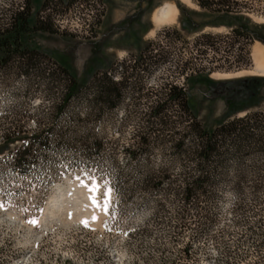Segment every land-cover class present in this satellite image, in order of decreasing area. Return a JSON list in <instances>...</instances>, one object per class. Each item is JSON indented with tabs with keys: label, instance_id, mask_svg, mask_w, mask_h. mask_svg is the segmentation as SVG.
<instances>
[{
	"label": "rangeland",
	"instance_id": "374dc122",
	"mask_svg": "<svg viewBox=\"0 0 264 264\" xmlns=\"http://www.w3.org/2000/svg\"><path fill=\"white\" fill-rule=\"evenodd\" d=\"M88 1L0 0V28L15 13L28 12L31 23L39 19L46 28L28 32L26 43L55 54L82 80L97 66L114 63V79L125 81L120 105L102 116L97 110L83 125L71 116L88 109L85 97L58 113L65 90L62 76L53 74V58L36 60L50 68L49 79L23 75L17 60L0 66V144L11 139L0 153V264H264V158L247 160L244 175L229 163L215 174L214 196L185 204V195L171 189L196 173L194 161L173 151L189 130L181 102H164L168 127L151 125L171 85L188 88L208 127L230 113L264 108V75L245 71L255 67L253 44H264V0H229L245 12L242 21L198 0H96L95 26L69 29L68 21L82 16ZM166 2L180 12L174 22L157 26L153 14ZM229 23L243 24L256 37L238 39ZM205 32L222 37L213 45L198 43ZM145 45V61L135 63ZM241 79L253 85L236 104L214 93L218 81ZM88 132L102 142L98 153L86 154L77 143ZM39 135L48 141L41 143ZM130 147L144 149L134 156ZM93 170L114 189L108 215L94 206L96 192L82 186L83 172ZM161 170L169 176L156 189L157 180L145 181V175ZM239 177L263 186L234 191Z\"/></svg>",
	"mask_w": 264,
	"mask_h": 264
},
{
	"label": "trees",
	"instance_id": "16d2710c",
	"mask_svg": "<svg viewBox=\"0 0 264 264\" xmlns=\"http://www.w3.org/2000/svg\"><path fill=\"white\" fill-rule=\"evenodd\" d=\"M198 2L205 9L220 14L234 13L236 15L234 18H240L239 20L246 16L242 9L235 10L231 3H229V0H217L219 7H214V9L209 0H198ZM236 4L240 5L238 1ZM228 25L232 27V33L238 39L241 37L253 38L250 35L255 36L254 32L243 24L229 23ZM45 28L39 19L31 23L28 12L20 11L15 13L12 16L11 24L0 28V66H6L12 59L17 60L23 75H41L49 79L51 78L50 68L45 67L43 69L40 66L41 62L37 63L36 60L44 57V55L48 58H53L56 63L53 74L57 71L62 76L65 90L58 113H63L73 99L85 97L88 109L84 111L85 113H81L79 110L71 116L77 124L81 122L83 125H86V121L94 119L93 116L97 110L100 111L99 115L102 116L105 110L117 108L123 100V84L125 83L124 80L114 79L115 75H117L118 65L113 67L114 63H112L107 67L97 66L91 76L83 80L80 79L70 65L59 59L55 54L25 42L24 38L25 35L29 34L28 32L34 29ZM221 37L222 35L219 34L205 32L198 36L197 42L213 45L217 41L215 39ZM147 47L148 45H145L141 49V53L134 59L135 63L136 61L139 63L141 60L145 61L144 53L147 51ZM200 53L203 54L202 52ZM134 66L136 65L134 64ZM134 77L136 78V75ZM252 85L253 83H251L250 79H244V82H241L239 88L231 90L226 94L228 101L236 104L240 101L241 93H249L252 90ZM167 95L168 97L164 98L159 108L157 106L152 112L151 125L153 126V123H156L168 127L172 121L170 119L169 106L164 105V102L168 100L174 101V103L176 101L181 102L188 119L189 130L183 133L181 138L174 143L173 151L178 155H183L189 160L194 161L196 173L186 178L183 185L177 188L172 187L171 189L175 190V192L180 191L185 195V204L195 198H200V196L208 198L214 196L218 183L215 174L220 169H223V167H227L229 163L235 162L237 165L235 170L237 169V172L241 175L246 173L244 164L247 160H255L259 157L264 158V108L254 110L246 109L247 112L243 115L239 113L242 110L233 112V114L230 113L215 126L208 127L200 119L186 86L179 88L176 85H171L168 88ZM250 107L251 109L256 108V106ZM81 114H84V117H81ZM92 134L88 132L83 138L77 140V143L84 145V151L89 155L98 153L102 147V142L96 138L92 139ZM38 138L39 140L41 139L40 135ZM143 138L146 141L148 137ZM48 139L49 136L43 141L41 139L40 142H47ZM10 140L8 138L3 145L0 144V153L8 148V141ZM13 140L14 138H12ZM60 141L59 143H62L60 144L62 148L67 147V140L62 139ZM143 149L144 147H130L127 151L136 156L143 152ZM30 153L31 149H26L24 155H29ZM167 176L169 175L165 170H161L159 174L148 172L145 175V181L151 182L152 180H157L153 183V187L157 189L161 187L163 180ZM246 185H250L254 191H258L263 186V182L249 180L244 177H239L232 182L234 191L241 192Z\"/></svg>",
	"mask_w": 264,
	"mask_h": 264
},
{
	"label": "bare ground",
	"instance_id": "6f19581e",
	"mask_svg": "<svg viewBox=\"0 0 264 264\" xmlns=\"http://www.w3.org/2000/svg\"><path fill=\"white\" fill-rule=\"evenodd\" d=\"M187 1L194 5L191 0ZM178 12H180L179 8L174 2H166L154 12L153 20L157 26L172 23L175 21ZM150 33H155V31L153 30ZM253 45L252 56L255 61V67L252 70L245 71L257 75H264V44L257 41ZM245 71H241L239 74L246 73ZM216 75H219V73H216Z\"/></svg>",
	"mask_w": 264,
	"mask_h": 264
},
{
	"label": "snow or ice",
	"instance_id": "6c2138e0",
	"mask_svg": "<svg viewBox=\"0 0 264 264\" xmlns=\"http://www.w3.org/2000/svg\"><path fill=\"white\" fill-rule=\"evenodd\" d=\"M80 179L84 182L82 186H88L90 191L94 190L96 192L97 196H99L100 189L103 188L104 191L102 200L98 199L97 196H94L92 198L95 200L94 206L98 209H102L105 215H108L109 211L113 209L112 195L114 189L111 185L110 180L107 177H105L103 180H99L94 170L91 175H89L87 171L83 172V175L80 177ZM88 180H91L90 185L87 184Z\"/></svg>",
	"mask_w": 264,
	"mask_h": 264
},
{
	"label": "built area",
	"instance_id": "2783aa9c",
	"mask_svg": "<svg viewBox=\"0 0 264 264\" xmlns=\"http://www.w3.org/2000/svg\"><path fill=\"white\" fill-rule=\"evenodd\" d=\"M89 5L84 6L86 12L82 14L80 17H76L75 19H72L71 21H68L69 29L76 31L79 27H86L85 29L91 30L92 26H95L94 16H96L97 8L94 4H98L96 0H89Z\"/></svg>",
	"mask_w": 264,
	"mask_h": 264
},
{
	"label": "flooded vegetation",
	"instance_id": "af4514ba",
	"mask_svg": "<svg viewBox=\"0 0 264 264\" xmlns=\"http://www.w3.org/2000/svg\"><path fill=\"white\" fill-rule=\"evenodd\" d=\"M241 82H244V79L241 80H221L216 83L217 89L214 90V93L226 95L231 90H236L240 87Z\"/></svg>",
	"mask_w": 264,
	"mask_h": 264
},
{
	"label": "crops",
	"instance_id": "0c3cea01",
	"mask_svg": "<svg viewBox=\"0 0 264 264\" xmlns=\"http://www.w3.org/2000/svg\"><path fill=\"white\" fill-rule=\"evenodd\" d=\"M150 32H151V31H150ZM150 32H149V33H150Z\"/></svg>",
	"mask_w": 264,
	"mask_h": 264
}]
</instances>
